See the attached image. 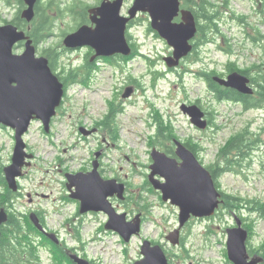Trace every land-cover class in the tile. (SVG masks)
Wrapping results in <instances>:
<instances>
[{
  "label": "rangeland",
  "instance_id": "374dc122",
  "mask_svg": "<svg viewBox=\"0 0 264 264\" xmlns=\"http://www.w3.org/2000/svg\"><path fill=\"white\" fill-rule=\"evenodd\" d=\"M98 1L40 0L52 26L46 41L37 45V54L45 56V48L56 52L54 70L71 82L50 130L34 121L24 135L26 151L35 156L19 179L21 194L5 202L19 221L21 235L17 234L24 254L0 257V264H71L55 252L54 241L27 223L32 222L30 212L38 213L45 229L60 238L57 245L63 251L94 264H134L142 258L145 240L162 244L169 264H234L228 255L227 229L237 226V218L249 232V253L263 259L264 106L246 110L239 102L218 100L205 75L226 78L235 67L246 71L251 85L259 88L264 81V0H206L216 21L212 26L202 23L204 32L194 40V51L177 67L166 63L173 47L152 28L145 12L133 19L127 32L137 49L135 56L90 61L95 54L91 48H65V34L80 26L71 7H78V12ZM131 5L133 0H125L123 15H128ZM195 5L193 0L190 6ZM21 7L19 0H0V26L15 20ZM39 21L40 16L35 17L24 29L34 30ZM18 45L15 52L22 53L24 46ZM127 88L133 92L124 97ZM183 104L200 105L207 112L208 127H196L182 111ZM82 126L98 131L86 136ZM235 137L244 141L242 152L227 149ZM174 139L189 141L206 167L224 169L215 182L226 193V202L215 215L186 224L179 245L166 239L179 226V208L164 201L149 181L153 148L175 151ZM15 142V131L0 125V176L12 164ZM101 149L102 176L127 185L124 200L110 197L115 209L126 212L129 219L144 213L141 231L128 242L105 228L107 213H81L80 200L70 197L67 187L66 174L91 170L95 152ZM8 190L0 187V201ZM32 248L36 251L31 255Z\"/></svg>",
  "mask_w": 264,
  "mask_h": 264
},
{
  "label": "water",
  "instance_id": "95a60500",
  "mask_svg": "<svg viewBox=\"0 0 264 264\" xmlns=\"http://www.w3.org/2000/svg\"><path fill=\"white\" fill-rule=\"evenodd\" d=\"M182 0H135L129 16H123L121 10L124 0L102 2L101 5L89 9L92 25L84 24L76 31L67 34L63 44L75 49L84 46L92 47L95 55L113 56L121 53L130 55L132 48L126 37L129 21L138 12H148L152 27L174 48L173 55L166 57L169 66H178L180 60L192 50V40L198 32V22L192 10L181 9ZM26 8L21 16L28 22L35 17L38 0H24ZM181 15V21L175 19ZM24 41L23 53H15V46ZM213 80L220 85L230 87L243 94L252 95L253 87L250 78L239 72H231L227 78L214 76ZM128 88L124 97L132 94ZM64 84L50 66L49 59L38 56L36 46L25 30L13 23L0 26V123L16 130V144L12 164L5 167L7 182L13 190H17V177L23 175V168L30 166L33 154L27 153L24 134L29 130L32 120H41L46 131L57 113L64 96ZM194 125L205 129L208 121L205 112L197 104L181 106ZM87 135L92 131L81 128ZM177 157L153 148L154 163L150 166L149 179L153 186L161 190L163 200L179 207V227L167 235L173 244L180 243L181 230L194 217L211 216L222 203V194L216 187L214 177L196 154L183 142L176 140ZM97 153V158L100 157ZM67 187L71 197L81 201V213L88 211H104L109 215L107 229L117 231L129 241L140 232V215L132 221L127 220L126 213H118L109 200L110 196L118 195L124 199L126 186L117 179H104L99 172V161H94V168L89 172L76 174L67 173ZM164 178L161 180L158 178ZM4 209L0 211V226L7 221ZM35 225L44 230L35 213L31 214ZM237 227L228 229V255L235 264H258L262 258L250 260L247 249L248 230L237 218ZM58 241L54 234H48ZM144 258L135 264H168V257L160 244L144 241L142 246ZM71 258L78 264H91L89 261L72 254Z\"/></svg>",
  "mask_w": 264,
  "mask_h": 264
},
{
  "label": "trees",
  "instance_id": "16d2710c",
  "mask_svg": "<svg viewBox=\"0 0 264 264\" xmlns=\"http://www.w3.org/2000/svg\"><path fill=\"white\" fill-rule=\"evenodd\" d=\"M20 5L24 6L23 0H19ZM193 3V0H185L184 1V5L189 7L194 15L197 18V22H198V33H203L204 32V26L202 25L203 22H207L209 24H211V26L213 25L214 21H216V15H213V8L211 7V5H209V2H207L206 0H200L199 2H196V8H193L192 6H190ZM49 6V5H48ZM46 8L47 6H43L41 5L40 0L38 1L37 5H36V16L35 17H39L40 16V21L38 22V26L34 29V30H30L28 32V34L30 35V37L33 39L34 44L37 46L39 43L46 41L47 37H48V32H50V27L52 26V20H50L47 12H46ZM78 7L75 8V6L71 7L70 11L75 14L76 16H79V21H80V25L84 24L87 22L88 20V8L89 5H85L82 9V11H76ZM22 7L20 8V11L18 12L16 19L11 21L12 23H14L15 25H17L19 28H25L26 25H28L29 23L23 19L21 17L22 14ZM49 48H45L43 49V51L45 52V56L49 59L50 61V65L52 67V69H54V62L56 61L58 55L57 53H49L51 52V50L49 51ZM93 50V49H92ZM225 51H227L228 53H230V49L226 48ZM230 71H240L241 73L246 74V71L244 70H236L235 67H232L230 69ZM206 79L208 80L209 86L212 90H214L215 95L217 97L218 100H230V101H235V102H239L242 103L244 108L246 110L248 109H252V108H259L261 106H264V81L261 83V85H259V88L255 89L254 88V94L252 95H247V94H243L240 91L233 89V88H226L221 86L219 83H217L216 81H214L212 79V77L210 75H205ZM72 77V75H71ZM62 78V76H61ZM63 79V78H62ZM252 79V78H251ZM65 82V86L69 85L71 81H68V79L64 80ZM112 112L108 115L112 116ZM106 128H109V125L106 123L105 124ZM164 132L163 128L160 127L159 129V133L162 135ZM164 135V134H163ZM244 141L242 140V137H235L232 141L229 142L227 149H239V151L242 152V150L245 148V144L243 143ZM186 145L195 152V147L188 141L185 142ZM172 154L175 155V152L173 150H171ZM196 153V152H195ZM216 181L217 176L221 173V171H223L224 169H222L219 166H216V168H212V167H208ZM217 184V182H216ZM6 185V183H5ZM9 191V196L12 195V190H8ZM223 194V199H224V203L226 202V193L220 191ZM7 201V202H6ZM10 201V198H4L2 201H0V208L2 206H5L6 203H8ZM6 202V203H5ZM27 223H30L31 225H33L34 229L37 231V228L35 227V225L33 224V222H29L27 220ZM15 227H17L16 232L19 233L21 235V229H20V224L19 221L16 222V224L14 225ZM8 235H6V242H5V249L2 252L1 256H3V258H8L6 256L11 255L12 254V247H15V245L12 243V238H14L15 240H17V242H19L20 244V238L18 236V234L14 233L13 231L10 230L9 233H7ZM23 237H25V235H23ZM53 247H55V252L57 254H59V256H61V260L64 263L70 262L71 264H76L73 263V261L70 259V257L67 255V253L65 251H63V249L58 246L57 244H53ZM33 250H31V255L34 254V252L36 251L34 248H32ZM10 250V253H9ZM263 250V251H262ZM261 252L264 254V247H262ZM28 255V254H27Z\"/></svg>",
  "mask_w": 264,
  "mask_h": 264
},
{
  "label": "flooded vegetation",
  "instance_id": "af4514ba",
  "mask_svg": "<svg viewBox=\"0 0 264 264\" xmlns=\"http://www.w3.org/2000/svg\"><path fill=\"white\" fill-rule=\"evenodd\" d=\"M110 2V1H113V0H99L98 1V3L96 4V5H94V6H99L100 4H102V2ZM199 2L200 0H196V2ZM133 2H134V0H133ZM23 3H24V0H23ZM183 3H184V1H183ZM24 6H25V3H24ZM124 6H125V1H124V4H123V8H124ZM132 6V5H131ZM185 6V5H184ZM183 5H182V7H184ZM185 7H187V6H185ZM184 7V8H185ZM122 8V9H123ZM131 8V7H130ZM130 8H128V12L127 13H129V11H130ZM194 8H196V6H194ZM89 9V8H88ZM23 10V9H22ZM21 10V11H22ZM87 12H88V10H87ZM88 20H87V22L86 23H84V24H90V15H89V13H88ZM177 20H179V18L177 19ZM129 26H130V24H129ZM131 46H132V48H133V56H135V55H137V49H136V47L132 44V42H131ZM114 58H118V56H115ZM213 92H215L214 90H213ZM241 105H242V103H240ZM61 109V108H60ZM206 115H207V112H206ZM209 121V120H208ZM94 129H96V132L98 131V128L96 127V128H94ZM104 141H105V139H104ZM101 150H103V149H101ZM171 154H172V152L171 151H169ZM102 161H100V170H102ZM5 183H6V185H5ZM19 185V184H18ZM6 186H8L9 187V185H8V183H7V180H6V177H5V174L3 175H1L0 176V187H6ZM21 189L20 188H18V191L17 192H15V191H11L12 192V195L11 196H9L10 194H8V193H6V196L8 197V198H10V201L11 200H13V198H15V196H18L19 197V194H21V191H20ZM6 197V198H7ZM12 198V199H11ZM2 208H4L6 211H7V213H8V221L6 222V223H4V224H2L1 226H0V253H2L3 251H4V249H5V242H6V235H8L7 233H9L10 232V229H8L10 226H11V231H13L14 233H16L17 234V232H16V229H17V227H15L14 225L16 224V222L18 221V220H16V218H14V217H12L11 216V211L9 210V212H8V210H7V207H6V205L5 206H2L1 208H0V210L2 209ZM138 214H140L141 216H142V224H143V221H144V213L143 212H140V213H138ZM13 237V236H12ZM11 237V239H12V243L15 245V247H12V254L13 253H18V254H20V255H23L24 254V251H23V247L22 246H20V244H19V242H17V240H15L14 238H12ZM4 248V249H3ZM67 254H68V252H67ZM0 257H3V256H1L0 255Z\"/></svg>",
  "mask_w": 264,
  "mask_h": 264
}]
</instances>
